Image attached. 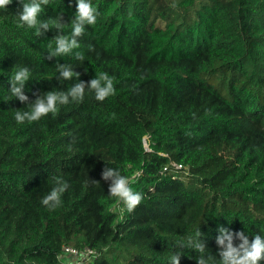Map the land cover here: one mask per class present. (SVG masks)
Returning <instances> with one entry per match:
<instances>
[{
    "label": "trees",
    "instance_id": "trees-1",
    "mask_svg": "<svg viewBox=\"0 0 264 264\" xmlns=\"http://www.w3.org/2000/svg\"><path fill=\"white\" fill-rule=\"evenodd\" d=\"M92 2L100 16L81 47L51 60L62 33L18 27L20 0L0 8V264H63L65 245L96 250L88 264H171L178 251L197 264L200 253L177 245L198 229L217 259L221 226L264 236V0ZM76 5L50 0L39 20L63 13L70 34ZM57 63L84 82L107 72L116 95L100 102L86 89L55 117L17 123L38 95L79 82L59 79ZM23 66L28 103L9 91ZM106 167L135 175L134 211L112 210ZM55 176L70 187L49 210Z\"/></svg>",
    "mask_w": 264,
    "mask_h": 264
},
{
    "label": "clouds",
    "instance_id": "clouds-1",
    "mask_svg": "<svg viewBox=\"0 0 264 264\" xmlns=\"http://www.w3.org/2000/svg\"><path fill=\"white\" fill-rule=\"evenodd\" d=\"M12 0H0V8H7ZM22 11L18 16V27L27 26L29 29H35L37 37L43 36L50 29H56L60 35L54 38L55 48L49 44L48 59L72 54L74 50L81 47L79 39L85 35L86 26H94L100 16L98 7L92 0H77L76 13L71 19V32L64 34L66 23L64 14L60 13L56 19L47 21L39 20V16L44 12L45 7L50 4V0H20ZM75 59L83 60L82 52H75ZM59 73V79L72 80L76 78L79 81L80 73L74 71L70 64L56 65ZM32 76L31 70L27 66L14 69L10 77V93L13 97L19 99L22 103H28L29 97L25 94V85ZM86 89L94 93L97 101L103 102L107 98L116 95L115 77L107 72H99L96 78L90 82L79 81L67 91L52 90L42 95L30 103V109L27 111L16 110L15 120L17 123H32L41 120V118L51 114L55 117L60 107L68 105L70 102H83ZM69 151L72 146L69 145ZM53 187L41 200V203L49 210H55L62 205V196L69 189V183L62 176L52 177ZM102 179L110 181L109 195L116 199L118 203L123 204L129 212L135 210L143 199L144 194L134 190L131 180L128 176L122 174L119 168L106 167L102 171ZM99 184V181H92ZM219 235L216 237V243L219 246L217 255L206 254L207 247L201 240L202 233L198 229L195 237L189 236L187 243L179 242L177 247L192 248L200 255L196 258L197 264H261L264 261V236L256 234L250 239L244 231H232L221 226L218 229ZM239 241V244L236 241ZM182 253L180 251L172 255L171 264H180Z\"/></svg>",
    "mask_w": 264,
    "mask_h": 264
},
{
    "label": "built area",
    "instance_id": "built-area-1",
    "mask_svg": "<svg viewBox=\"0 0 264 264\" xmlns=\"http://www.w3.org/2000/svg\"><path fill=\"white\" fill-rule=\"evenodd\" d=\"M148 148V147H147ZM98 252L88 246L78 248L70 245L63 246L59 259L63 264H88L98 257Z\"/></svg>",
    "mask_w": 264,
    "mask_h": 264
},
{
    "label": "rangeland",
    "instance_id": "rangeland-1",
    "mask_svg": "<svg viewBox=\"0 0 264 264\" xmlns=\"http://www.w3.org/2000/svg\"><path fill=\"white\" fill-rule=\"evenodd\" d=\"M147 140H148V139L145 138V141H144L146 148H147L148 145H149L148 142H147ZM134 178H135V175L132 176V177L130 178V180L133 181ZM123 209H124V207H123L122 204L116 205V206H114V207L112 208L113 211H115L116 213H119V214L122 213Z\"/></svg>",
    "mask_w": 264,
    "mask_h": 264
}]
</instances>
